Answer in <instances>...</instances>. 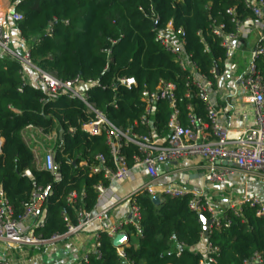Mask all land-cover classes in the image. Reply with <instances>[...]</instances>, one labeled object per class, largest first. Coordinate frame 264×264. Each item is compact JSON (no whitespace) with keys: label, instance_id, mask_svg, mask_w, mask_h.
<instances>
[{"label":"trees","instance_id":"obj_1","mask_svg":"<svg viewBox=\"0 0 264 264\" xmlns=\"http://www.w3.org/2000/svg\"><path fill=\"white\" fill-rule=\"evenodd\" d=\"M259 1V0H252ZM13 11L21 14L19 22L11 23L20 39L30 49V59L35 66L54 74L59 80L71 81L76 77L83 80H99L110 83L117 77H132L137 87L131 91L120 88L112 91L90 92L91 99L99 110L122 129H132L145 134L148 129L136 126L143 115L140 94L144 89L154 90L160 80L173 83L178 97L184 93L187 74L179 69L172 56L154 42L153 23L157 27L173 22L176 29L185 33L186 51L204 74L216 67L222 71L224 52L219 40L210 35L212 21L223 23L228 31L234 29L228 10L243 20L250 16L245 8L246 0H9ZM48 29L51 34L42 37ZM201 32L208 53L196 36ZM40 40V42H38ZM113 46L112 60L108 63L105 51ZM264 78V58L257 62ZM107 67V70H106ZM23 67L18 61L0 55V188L11 203L14 213L20 214L22 204L30 198L32 182L23 176L25 170L32 171L35 183L50 185L52 194L44 204L46 223L36 233L44 238L53 234L63 235L65 224L61 214L73 219V209L66 204V197L75 191L79 196L77 206L91 210L97 203L93 186L99 176L77 175L73 164L78 154L108 156L105 137L89 140L78 132L74 138L64 135L65 154L57 155L61 163L64 180L53 183L52 177L36 171L30 151L22 141V131L29 125L63 129L79 128L89 120L82 104L76 100L59 98L44 104L45 95L41 87L25 85L22 92ZM117 99L119 110L109 104ZM195 114L204 117L203 105L193 97ZM181 122L186 124V102L177 104ZM169 102L155 105L154 119L158 132L167 134L170 117ZM128 166L139 156L136 147L125 150ZM68 155L65 158L63 155ZM105 186L108 184L103 182ZM82 195L84 198L82 199ZM140 214L139 225L142 235L137 236L133 228H127L129 242L121 249L112 246L110 239L102 235L99 239V260L90 256L87 263L80 264H198L202 253L194 251L203 236L199 215L190 211L188 199L169 198L159 205L145 195L135 197ZM230 221L228 229H216L209 234L208 243L217 248L215 264H243L253 253H264V221L255 211L243 207L239 217L224 210ZM207 217L205 214L203 215ZM122 252L119 256L118 251Z\"/></svg>","mask_w":264,"mask_h":264},{"label":"built area","instance_id":"obj_2","mask_svg":"<svg viewBox=\"0 0 264 264\" xmlns=\"http://www.w3.org/2000/svg\"><path fill=\"white\" fill-rule=\"evenodd\" d=\"M245 8L250 16L243 20L234 15V10L227 11L234 26L231 31H228L223 23L212 21L210 25V35L219 40L224 52V65L230 63L233 57L243 50L252 34L256 36V42L249 52V63L243 76L238 79L236 89L240 101L251 109L254 126L239 132L224 127L214 98L221 72L216 67L208 74L201 71L191 54L186 51L184 31L181 28L176 29L172 20L154 29V42L172 56L179 69L187 74L185 91L178 97L175 84L163 80L158 82L154 90L144 89L140 94L143 115L135 125L146 127L148 132L139 134L130 128L122 129L114 124L106 112L96 107L90 95L94 90L117 93L118 89L123 88L131 91L137 87L135 78L117 77L108 84H103L99 80H83L80 77L71 81L59 80L54 74L34 66L30 59V49L25 48L20 54L11 49V23L19 22L22 19L21 14L13 10L0 14V55L9 56L18 61L23 68L32 69L36 73L45 95L42 100L44 104L59 98L76 100L82 104L85 115L90 117L78 129L68 127L66 132L63 130L62 139L59 137L60 129L46 130L34 125L27 126L22 131V141L31 153L34 169L48 173L55 184L63 182L61 163L56 159L58 154H65L66 147L63 143L65 134L74 138L80 132L87 140L104 136L108 151L107 157L102 154H95L93 157L78 154L76 160L71 159L67 162L73 164L77 175L87 174L99 176L101 179L93 186L97 194V203L89 211L84 206H77L79 196L75 191L67 195L66 204L73 209L74 221L67 213L61 214L66 230L63 235L53 234L49 238H44L36 233L37 229L45 226L43 208L52 194V188L50 185H37L31 170L27 169L23 173V176L32 182L33 189L29 200L22 204L20 214L14 213L11 203L0 190V243L5 246L7 252L5 257L0 253V264H28L16 258L12 251L20 248L45 247L64 238L76 237L83 234L93 223L98 225L91 237L93 246L74 264L87 263L89 255L99 260L101 257L99 239L102 235H106L111 244L117 236L128 235L127 228H133L137 236L142 235L139 225L140 214L135 205V197L142 194L147 195L150 200L157 197L161 201L187 197L189 210L199 216L205 214L210 221L208 236L213 230L230 227V221L224 212H220L213 205L206 193L186 191L170 185H157V168L183 158H197L200 161L198 167L202 170V179L209 184H224L233 174H239L244 178L257 176L264 180V78L257 66V62L264 58V0L257 2L246 0ZM51 32V29H48L42 37H48ZM196 36L204 48L203 53H208L209 49L201 32ZM20 40L24 43L22 39ZM116 43L113 41L111 48L105 51L108 63L112 60L113 46ZM230 69L233 70V67ZM25 85L27 83L23 72L22 86L18 92L21 93ZM191 97L203 105L204 117L195 114L194 106L189 102ZM166 100L169 102L171 113L166 125L167 134L162 136L154 119V109L157 103ZM183 101L186 102L187 111L185 125L181 122V113L177 105ZM109 107L115 111L119 110L117 99H113ZM131 145L136 147L140 155L133 157L132 165L128 166L124 150ZM63 156L68 157L67 154ZM137 168L145 170L148 180L134 193L121 200L128 205L127 217L122 221L112 220L107 216V211L97 210L98 201L106 193L107 187L115 181L127 180L131 172ZM103 182L108 185L105 186ZM244 206L253 209L256 217L264 221V200L258 197L244 196L228 205L226 210L231 215L239 217ZM218 253V249L211 246L206 239L205 252L198 264H215ZM118 254L122 256L120 250ZM243 264H264V253H253Z\"/></svg>","mask_w":264,"mask_h":264},{"label":"crops","instance_id":"obj_3","mask_svg":"<svg viewBox=\"0 0 264 264\" xmlns=\"http://www.w3.org/2000/svg\"><path fill=\"white\" fill-rule=\"evenodd\" d=\"M11 10L9 0H0V14ZM11 30L12 47L16 52L21 53L28 47L20 40L18 32L12 25ZM255 42L256 36L252 34L248 42L244 45L243 50L234 56L230 63L223 66L222 71H220L223 76H221L220 81L215 87L216 95L214 98L218 106V111L221 114L222 123L224 127L234 132H239L242 129L254 126L251 109L248 105H243L237 95L236 89L238 79L243 76L249 63V52ZM231 67H233V70L230 69ZM24 70H26V75L24 73L26 83L39 88L40 83L36 73L29 68H23V72ZM228 73L232 75H228ZM227 78L229 79L228 82L223 81L224 79L227 80ZM199 162L197 158H183L175 163L158 166L157 185L176 186L186 191H202L209 196L213 205L220 212H224L228 205L234 203L225 200L224 193L226 186H232L236 178L241 175L233 174L230 176L232 178L229 177L228 183L226 181L220 185L209 184L202 179V170L198 167L200 165ZM242 178L244 179V177ZM249 179L255 181L252 183L253 188L247 191L246 194H243V196L258 197L264 200V180L257 176L250 177ZM147 180L148 177L143 168L134 169L127 180L115 181L107 187L106 193L98 201L97 210L107 211V216L112 220H124L127 217L128 205L121 200L142 187ZM97 227V223H93L81 235L64 238L58 243L37 248L44 250L46 254L44 257L34 255L33 251L30 252L31 248H20L12 252H14L16 258L24 260L28 264H74L91 250L93 246L92 233L96 231ZM205 247L206 239L202 237L198 245L194 248V251L204 254ZM0 253L3 257L7 254L5 250H0Z\"/></svg>","mask_w":264,"mask_h":264},{"label":"rangeland","instance_id":"obj_4","mask_svg":"<svg viewBox=\"0 0 264 264\" xmlns=\"http://www.w3.org/2000/svg\"><path fill=\"white\" fill-rule=\"evenodd\" d=\"M11 49H13L12 45H11ZM17 53H19V52H17ZM34 66H35V64H34ZM26 70H24L25 75H26ZM28 71H30V70H28ZM221 76H223V75H221ZM223 81L228 82L229 79L227 78V80L224 79ZM230 178H232V177H230ZM230 178L227 179V183L229 182ZM253 181L254 180L249 179V178L243 179L241 176L236 178V180L234 181L235 183L232 184V186H230V185H228V187L226 186V191L224 193L225 200H227V202H234V203L237 202L239 199L244 197L243 194H246L247 191H249L253 188V186H252ZM4 248H5V246L0 243V250H5ZM33 249H30L31 250L30 252L33 251L34 255H38V256L40 255L41 257H44L46 255L44 253V250H42V249H37V248H33Z\"/></svg>","mask_w":264,"mask_h":264},{"label":"water","instance_id":"obj_5","mask_svg":"<svg viewBox=\"0 0 264 264\" xmlns=\"http://www.w3.org/2000/svg\"><path fill=\"white\" fill-rule=\"evenodd\" d=\"M157 24H158V20H155L153 23V29L157 28ZM1 53V51H0ZM64 134L63 129H60L59 131V137L60 139H62ZM2 143H0V147H1ZM151 202L155 205H159L161 204L163 201H161L160 199H158L157 197L152 198ZM200 220H201V224H202V228H203V237L205 239H207L208 237V231H209V227L211 225L210 221L203 215H200ZM129 242V236L126 234H122L116 237V239L113 241L112 246L116 249H121L123 248L127 243Z\"/></svg>","mask_w":264,"mask_h":264}]
</instances>
